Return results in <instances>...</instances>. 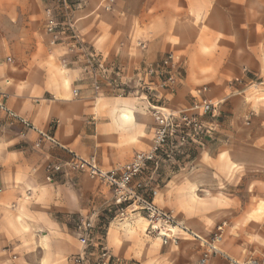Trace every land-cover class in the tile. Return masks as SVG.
Returning a JSON list of instances; mask_svg holds the SVG:
<instances>
[{
    "label": "crops",
    "instance_id": "crops-1",
    "mask_svg": "<svg viewBox=\"0 0 264 264\" xmlns=\"http://www.w3.org/2000/svg\"><path fill=\"white\" fill-rule=\"evenodd\" d=\"M105 1L86 0L75 15L80 39L108 68L122 69L119 77L110 71L101 92L95 94L82 65L74 63L64 46L53 44L47 33L44 44L33 39L36 31L28 19L37 8L44 14L49 0H0V97L4 95V109L0 108V264H71L69 259L82 250L77 233L71 236L67 224L84 215L83 187L97 181L75 174L70 180L47 183L45 166L66 155L47 142L37 148L38 131L50 132L64 147L85 158L95 157L103 169L113 170L149 151L154 139L149 107L131 93L138 88L136 72L141 65L158 62L171 52L183 59L185 83L177 98L195 81L232 80L241 75L246 51L244 45L239 51L237 31L228 16L210 17L200 32L178 23L189 19L185 5L173 12L166 9L165 0H114L113 10L105 12ZM218 11L222 14L221 8ZM6 19L9 29L19 34L16 48L7 42ZM139 43L146 49L139 48ZM7 58L14 59V70ZM64 58L70 62L67 67L62 65ZM75 89L80 91L78 98L73 95ZM158 198L159 193L155 204ZM235 203L243 211H235L232 224L240 226L231 229L228 239L240 248L248 245L251 236V229L242 223L256 205L242 209ZM92 216L97 223L96 211L84 218ZM190 229L205 233L202 228ZM110 235L105 243L112 257L118 261L131 257ZM229 256L234 261L244 258L240 252Z\"/></svg>",
    "mask_w": 264,
    "mask_h": 264
},
{
    "label": "rangeland",
    "instance_id": "rangeland-1",
    "mask_svg": "<svg viewBox=\"0 0 264 264\" xmlns=\"http://www.w3.org/2000/svg\"><path fill=\"white\" fill-rule=\"evenodd\" d=\"M85 3L86 0L81 6ZM165 4L166 9L173 12L185 5L189 9V19L185 17L178 23L193 31L205 30L212 16H228L230 25H234L237 31L235 43L239 45L240 52L244 45L246 59L237 78L195 81L180 97L177 98L176 94L168 98L164 105L174 111L188 109L203 98L218 103L220 127L202 145L166 147L160 153L157 164L149 166L142 180L148 178L154 184L159 193L156 204L171 212L181 226L190 231L191 227L205 230V233L199 234L192 231L202 238L210 239L220 224L227 223L224 240L219 245L222 254L212 256L208 264L261 261L264 259V0H165ZM218 8H221L222 14H218ZM44 18L43 10L37 8L35 15L28 19L36 31L33 39L42 44L47 42ZM5 23L7 42L14 47L19 34L9 29V19ZM17 52L20 50L17 49ZM13 61L7 58L12 70L15 67ZM185 69L179 91L184 87ZM203 88L208 90L200 95L198 91ZM183 102L186 105L181 107ZM94 184L85 183L83 187L86 192L84 215L74 217L67 224L70 235L75 237L79 220L94 211L98 213L92 253L99 251L101 243L107 248L105 241L110 232L115 243L131 256L122 261L113 257L114 264H198L205 252L198 241L183 232L179 233V241L170 246L148 239L147 222L140 217L120 216L109 188L98 181ZM199 188L212 191H199ZM235 200L242 209L247 204H252L251 207L256 205L242 223V226L251 229L249 243L242 248L236 241L228 239L231 229L237 230L240 226L239 223L232 224L235 211H243L235 208L238 206ZM31 235V240H34ZM239 252L244 256L239 261L229 256Z\"/></svg>",
    "mask_w": 264,
    "mask_h": 264
},
{
    "label": "built area",
    "instance_id": "built-area-1",
    "mask_svg": "<svg viewBox=\"0 0 264 264\" xmlns=\"http://www.w3.org/2000/svg\"><path fill=\"white\" fill-rule=\"evenodd\" d=\"M83 2L84 0H52L44 8L45 29L53 44L64 46L67 54L73 56L74 63L82 65V72L90 78L94 93L99 94L109 72L113 71L119 77L122 69L116 65L108 68L104 59L80 39L75 15ZM113 7L114 0H106L102 4L105 12H111ZM138 47L146 49V45L142 43H139ZM69 64L67 58L62 60L64 67ZM184 68L185 61L171 52L160 61L143 64L137 69L138 88L131 93L137 94L138 98L147 102L154 119V139L150 150L136 154L130 163L107 171L100 166L95 157L80 156L61 145L50 132L38 131L39 140L36 147L40 148L47 142L66 155L65 159L45 166L47 183L70 180L75 174H83L91 180L100 182L111 190L113 203L120 216L140 217L147 222V237L159 239L164 246H168L176 244L180 239L179 233L183 232L198 241L205 249L198 264H208L212 256L222 254L219 245L224 240L227 223L220 224L210 239L202 238L181 226L171 212L159 208L154 202L158 195L156 188L148 180L140 181L149 166L157 164L160 153L166 147L185 148L202 145L220 127L219 104L207 98L179 111L170 110L164 105L182 86ZM207 90L203 88L198 93L204 95ZM73 95L78 98L80 91L73 90ZM3 97L4 95L0 97L1 109H4ZM26 128L33 129L27 124ZM95 223L96 219L93 216L79 220L77 235L82 250L71 260V264L115 263L111 253L102 243L99 251L92 253V242L96 236ZM248 264H264V259L251 260Z\"/></svg>",
    "mask_w": 264,
    "mask_h": 264
}]
</instances>
